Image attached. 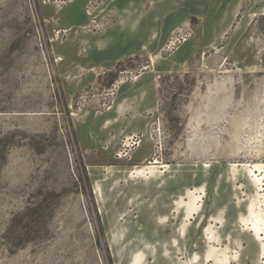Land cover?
Segmentation results:
<instances>
[{
	"label": "rangeland",
	"instance_id": "rangeland-1",
	"mask_svg": "<svg viewBox=\"0 0 264 264\" xmlns=\"http://www.w3.org/2000/svg\"><path fill=\"white\" fill-rule=\"evenodd\" d=\"M263 168L264 0H0V264H264Z\"/></svg>",
	"mask_w": 264,
	"mask_h": 264
},
{
	"label": "built area",
	"instance_id": "built-area-1",
	"mask_svg": "<svg viewBox=\"0 0 264 264\" xmlns=\"http://www.w3.org/2000/svg\"><path fill=\"white\" fill-rule=\"evenodd\" d=\"M89 4H91V2H90ZM88 13L91 15L90 10H88ZM95 22H96V21H93V23H95ZM171 39H174V38L172 37ZM171 44H172L171 46L175 45V44H176V39H175V41H171ZM127 141H129V144L127 145V147H129V146L139 145V144H137V143H140V142H141V141L134 140V139H131V138H129Z\"/></svg>",
	"mask_w": 264,
	"mask_h": 264
},
{
	"label": "bare ground",
	"instance_id": "bare-ground-1",
	"mask_svg": "<svg viewBox=\"0 0 264 264\" xmlns=\"http://www.w3.org/2000/svg\"><path fill=\"white\" fill-rule=\"evenodd\" d=\"M121 84V83H120ZM137 144H140V143H137ZM121 157H124V155L123 156H121ZM156 163H158V162H156ZM264 169V168H263ZM252 171H253V169H252ZM255 172V174H254V176H257V180H260L259 178H260V176L258 175V173H257V171H254ZM262 172V171H261ZM189 196H190V194H189ZM191 197V196H190ZM193 203H194V201H192ZM189 204L190 205V208L192 209H190L191 211L189 212V215L191 214V212H193V213H195L196 211H198L199 210V208L197 207V206H195L194 204ZM198 203V202H197Z\"/></svg>",
	"mask_w": 264,
	"mask_h": 264
},
{
	"label": "crops",
	"instance_id": "crops-1",
	"mask_svg": "<svg viewBox=\"0 0 264 264\" xmlns=\"http://www.w3.org/2000/svg\"><path fill=\"white\" fill-rule=\"evenodd\" d=\"M119 34V33H118ZM114 38H116V37H111V39H114ZM109 40V39H108ZM128 137L129 138H131V139H134V140H136V138L138 137V133H136V132H133V135H128ZM127 155H129L128 153H126V155L125 156H127Z\"/></svg>",
	"mask_w": 264,
	"mask_h": 264
}]
</instances>
